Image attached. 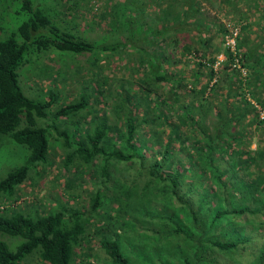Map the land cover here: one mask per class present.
I'll list each match as a JSON object with an SVG mask.
<instances>
[{"label": "trees", "instance_id": "1", "mask_svg": "<svg viewBox=\"0 0 264 264\" xmlns=\"http://www.w3.org/2000/svg\"><path fill=\"white\" fill-rule=\"evenodd\" d=\"M19 1L17 12L22 10L26 17L0 38V140L7 137L27 152L24 163L0 178V197H5L0 203V264H21L35 252L44 264H92L85 258L91 239L111 264H138L120 240L130 228L143 230L138 231L136 242H144L134 247L147 264H264V144L250 147L252 138L247 139L244 126L254 123L256 138L264 139V116H260L264 112V77L260 75L264 53L255 57L256 47L241 49L237 40L235 50L226 48L224 62L215 69L216 55H207V49L200 51L184 40L182 55L193 51L199 59L207 57L209 69L204 82L196 73L184 83V76L175 77L164 67L169 52L135 43L137 38L128 30L129 39L123 41L140 51L135 66L144 68L137 89L125 82L117 90L119 99L112 108L121 122L98 117L92 127H83L82 119L94 114L86 90L106 89L107 76L91 79L78 98L57 104L56 87H50L45 98L27 94L19 70L41 51L86 52L92 59L95 43L56 22L55 14L41 2ZM56 1L65 5L68 0ZM176 1L184 15L198 11L197 5L204 0ZM223 1L236 9L237 0ZM188 22L179 17L176 23L186 30ZM194 23L191 28L201 34L197 39L204 44L208 36ZM168 28L162 24L148 31L143 28V38L150 34L154 40L167 38ZM221 29L228 31L225 25ZM118 43L97 45L96 51H118ZM235 57L247 66L250 76L242 77L232 65ZM217 69L224 72L222 84L216 78L212 81ZM163 81L169 82L168 88H163ZM224 83L226 91L221 92ZM245 85L254 102L241 95ZM182 86L184 93L195 97L190 103L182 102L184 110L174 119L171 111L178 108ZM202 99L216 111L213 131L199 118L204 112L193 113L194 107L203 106ZM55 146L63 149L64 168L78 169L81 163L97 160L101 185L90 194L89 207L58 198L55 209L43 213L36 206L31 214L16 206L12 197L18 184L41 173L49 162L50 147ZM121 161L136 170L130 181L115 180L112 165ZM104 197L117 209L110 221L103 217ZM93 212L98 213V221ZM122 213L126 217L120 221Z\"/></svg>", "mask_w": 264, "mask_h": 264}, {"label": "rangeland", "instance_id": "2", "mask_svg": "<svg viewBox=\"0 0 264 264\" xmlns=\"http://www.w3.org/2000/svg\"><path fill=\"white\" fill-rule=\"evenodd\" d=\"M39 2L42 3L44 8L55 14L56 22L65 23L70 28L73 27V31H77L78 35L93 41L96 45L93 52H96V56L98 55V60H95L96 56H93L92 59L91 57L89 58V54L86 52L73 55L69 52H60V50L41 51L39 55L33 56V60L25 63L20 68L21 86L27 94L41 98L47 97L50 87H56L59 92L58 104L78 98L83 92V88H88L91 85V79H101V77L107 76L109 86L106 89L101 92L94 89L86 90L87 96H90V107L94 114H89L85 120L82 119L83 127L85 125L88 128L92 127L98 117H105L109 123L121 122L112 108L119 99L117 90L125 82L126 84H132L133 90L137 89L139 84L137 79L143 76L144 68L135 66L136 60L138 61L139 59L140 51L135 48L136 46L133 43H124L123 41L129 39L126 36L128 30H130L135 39L137 38V41L133 40L135 43H139L149 49L151 48L150 46H154L155 48H160L159 51L169 52L170 55L168 61L164 62V67L168 68L175 77L184 76V83L187 80L191 81L196 73L200 82H204L208 79L209 71L206 65L207 57L199 59V56L193 51L182 55L184 40L190 42L193 48L200 51L207 49V55H216V60L222 59L220 61L222 63L225 59L224 51L226 48L230 49L224 42L225 33L221 29L223 25L227 27V30L231 26L238 27L235 43L237 40L240 41L242 44L240 46L241 49H245L246 46L256 47L255 57L264 53V0L260 2L259 0H237L234 4L237 10L235 8L229 9L223 0L210 2L204 0L200 2V5H197L198 11L184 15H182L176 0H76L74 5H68L69 8H66V6L68 3H72L73 0H68L65 5H61L56 0H35V3L39 4ZM19 6V0H0V38H4L26 17L27 13L22 10L17 12L20 9ZM179 17L188 19L189 22L186 25L188 28L186 30L180 29V26L176 23ZM194 22L200 25V29L204 30L208 36L204 44L197 39L201 34L195 28L193 30L191 28V23ZM142 24L143 27H141ZM161 24L164 27H169L168 33L170 36L154 40L150 34L149 37L143 38L146 31L152 30L156 25L160 26ZM204 24H207V26H204ZM243 24L245 27H243ZM183 35L186 37H182ZM175 36H178V41H175ZM116 42H119L118 51L108 49L96 51L97 45ZM236 60L235 57L232 65L236 66V70L239 71L241 76H250V70L247 66L242 65L240 60L237 62ZM198 61L203 63V65ZM221 63H214L215 69ZM260 75L264 77V67L263 69L261 68ZM224 77V72L217 69L212 81L216 78L222 84ZM162 86L164 89L168 88L169 82L163 81ZM180 89L182 92L181 99L183 100L180 99L176 103L178 108L171 111V116L174 119H176L179 112L184 110L182 102L188 101L190 103L195 97L189 93H184L186 88L183 86ZM220 91H226L225 83L220 88ZM240 92L247 99L252 102L255 101L246 85L240 89ZM237 96L239 97V95ZM57 104L55 103L53 106ZM195 104H197V100H195ZM257 108H259L258 105ZM193 111L194 114L198 111L204 112L203 117L199 116V118L204 119L202 123L209 131L214 130L218 118L216 111L210 107L206 100L203 101L202 107H194ZM91 115H95V117L88 121ZM248 115L251 117L252 112L251 114L248 113ZM260 116H264L263 111H260ZM244 126L247 139L252 138L250 147H255L257 143L264 144V139L258 141L256 138L258 130L254 123L249 122ZM53 135H55L54 132ZM1 138L0 178L10 168L24 163L27 152L26 148L21 144L7 137ZM191 138H194V135H191ZM51 143L54 144L55 142L51 139ZM48 156L49 162L44 166L40 174L30 175L29 178L17 185L16 192L12 197L14 199L13 203L31 214L34 213L36 206L43 213L55 209L58 198L68 204H83L85 208L89 207L87 203L90 194L101 185L98 172H96L100 163L96 162V160L90 165L81 163L78 169H75L73 165L70 166V169L64 168L62 160L63 149L61 146H55V149L50 147ZM112 168L116 169V174L114 175L117 179L115 180L119 181L122 178H128L127 181H130L136 173V170L128 167V164L124 161L114 163ZM67 184L72 187H68ZM69 193L77 195L72 197ZM104 198L102 205L103 211L106 210V213L103 214V217L105 220L110 221L111 213L117 212V209L111 208L107 197ZM3 201H5V197H0V203H3ZM92 214L96 218L98 213L93 212ZM125 217L123 213L118 216L120 221ZM96 219L97 221L99 220L98 218ZM90 225L94 226L93 223ZM139 230L143 231L139 228L138 230L130 228L127 231H123V236L121 235L120 240L123 250L133 261L138 264H147V261L142 260L138 253L136 254L138 250L137 247H134V245L139 246L140 242H144V239L136 242L139 237ZM86 245L89 250L85 258L93 262L92 264H111L103 250L96 246V240L91 239ZM21 264L44 263L35 252L26 256Z\"/></svg>", "mask_w": 264, "mask_h": 264}, {"label": "built area", "instance_id": "3", "mask_svg": "<svg viewBox=\"0 0 264 264\" xmlns=\"http://www.w3.org/2000/svg\"><path fill=\"white\" fill-rule=\"evenodd\" d=\"M238 33V27L231 26L229 27L228 31L225 33L224 42L227 44L230 49L235 50V37ZM236 62L238 58L236 57ZM222 59L216 60L215 63L218 64Z\"/></svg>", "mask_w": 264, "mask_h": 264}]
</instances>
